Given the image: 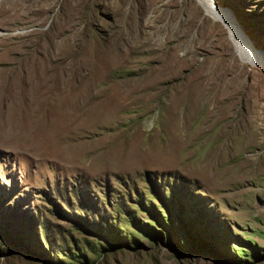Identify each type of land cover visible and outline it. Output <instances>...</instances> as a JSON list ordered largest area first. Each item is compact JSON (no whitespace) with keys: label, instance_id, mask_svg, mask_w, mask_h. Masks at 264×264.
Wrapping results in <instances>:
<instances>
[{"label":"rangeland","instance_id":"1","mask_svg":"<svg viewBox=\"0 0 264 264\" xmlns=\"http://www.w3.org/2000/svg\"><path fill=\"white\" fill-rule=\"evenodd\" d=\"M0 264H264V68L197 0H0Z\"/></svg>","mask_w":264,"mask_h":264},{"label":"bare ground","instance_id":"2","mask_svg":"<svg viewBox=\"0 0 264 264\" xmlns=\"http://www.w3.org/2000/svg\"><path fill=\"white\" fill-rule=\"evenodd\" d=\"M197 1L203 7V9L206 11V13L211 15L215 20L223 23L224 26L228 29L230 38L234 44L236 52L240 55V58H242L243 61H245V62H247L253 66H260V67L264 68V54L261 53L260 51H257L254 48L253 44L245 37V35H243L241 30L235 25L231 14L225 10H221L218 7H216L213 3V0H197ZM78 89H79L78 86L75 87L73 85L64 84L63 89L61 90V92H63V95L61 94L62 95V97L60 98L61 100L58 99L60 101L58 103H56L57 112L59 113L60 117H63L66 119H71L73 121L78 120L76 117L77 113H75L76 112L75 110L80 111V109L85 104L87 106V102L89 101L88 99H86L87 102L84 101L81 104V102H78L74 98H72V97L70 98V96H68V95L78 91ZM20 101H22V100H20ZM87 108H88L89 115H92V114H90L92 111L91 110L92 107L87 106ZM51 110H50V108H49V110H47V107H46V109H43V112L45 114H47L48 112L50 113ZM76 125H77V123H76ZM65 126H66V130H67L68 123L65 122ZM73 126L75 127V125H73ZM64 138H65L64 135L59 137V141L62 142L64 140ZM66 138H67V136H66Z\"/></svg>","mask_w":264,"mask_h":264}]
</instances>
